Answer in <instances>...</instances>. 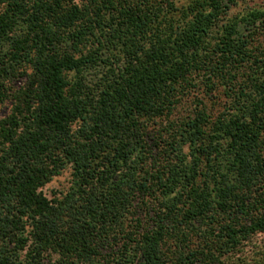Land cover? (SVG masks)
Returning <instances> with one entry per match:
<instances>
[{
  "label": "trees",
  "instance_id": "obj_1",
  "mask_svg": "<svg viewBox=\"0 0 264 264\" xmlns=\"http://www.w3.org/2000/svg\"><path fill=\"white\" fill-rule=\"evenodd\" d=\"M243 1L0 0V264H264V6ZM199 88L222 109L180 116Z\"/></svg>",
  "mask_w": 264,
  "mask_h": 264
},
{
  "label": "rangeland",
  "instance_id": "obj_2",
  "mask_svg": "<svg viewBox=\"0 0 264 264\" xmlns=\"http://www.w3.org/2000/svg\"><path fill=\"white\" fill-rule=\"evenodd\" d=\"M264 6V0H244L240 3L236 12L245 8H254ZM3 10V5L0 4V12ZM24 81L16 83V87H20ZM205 90V89H204ZM202 88H199L184 98L183 102L179 107L180 116H186L191 110L195 108L199 101L213 112H219L222 109V105L225 103L226 98L224 96L223 88L219 92L213 95H206ZM12 110V102H7L5 105L0 107V120L6 118ZM71 170L65 171L61 176L56 177L51 183L42 189L43 193L49 198L54 199L62 197L64 193L71 186ZM263 237V236H262Z\"/></svg>",
  "mask_w": 264,
  "mask_h": 264
}]
</instances>
